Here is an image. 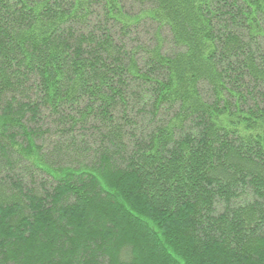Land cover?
<instances>
[{
  "label": "trees",
  "instance_id": "obj_1",
  "mask_svg": "<svg viewBox=\"0 0 264 264\" xmlns=\"http://www.w3.org/2000/svg\"><path fill=\"white\" fill-rule=\"evenodd\" d=\"M0 264H264V0H0Z\"/></svg>",
  "mask_w": 264,
  "mask_h": 264
}]
</instances>
